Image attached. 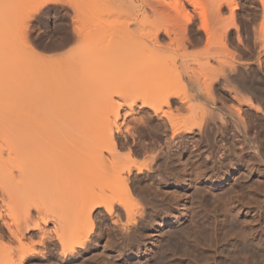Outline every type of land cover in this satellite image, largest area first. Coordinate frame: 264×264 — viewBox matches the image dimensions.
Instances as JSON below:
<instances>
[{"label": "bare ground", "instance_id": "obj_1", "mask_svg": "<svg viewBox=\"0 0 264 264\" xmlns=\"http://www.w3.org/2000/svg\"><path fill=\"white\" fill-rule=\"evenodd\" d=\"M121 1L126 5L130 4L136 8V12L133 13L129 7L130 5H128L127 7L131 12H125L127 14L119 13L115 17L116 19L112 18L115 19V21L112 20L115 25L114 30L112 29L113 31L110 32H100V34H98L99 38L98 35L97 38H95L97 40L99 39V45L97 46H100L95 48L96 50L98 49L99 54H97L100 56L101 60L105 62L100 66L102 69V76L100 74L99 76H101L104 83L107 84L105 87L104 85L102 86L104 87V93L102 92L104 96L102 98L101 94L100 98L104 101L106 99H108V101H113L115 100L113 98L117 97L119 100H117V104H114L117 109L109 110V115H104V113H102L107 110L102 112H100L101 110H86L87 105L90 106L91 102L94 104L93 100H95L94 98L98 93L96 96L93 94L94 97L93 95L86 96L85 93L82 92L85 97H82V94L80 96L83 98L82 106L86 107L85 110H73V104H75L74 108L77 106L76 102L73 103V99L69 97V94L66 97L72 100L73 104H71L72 106L70 107L72 110H53L55 104H57V98L54 96L51 97V95L48 94L49 92L47 93L48 90H44V94L41 93L42 95L36 96L43 85L47 87L46 81L44 82L46 77L44 78L40 70L43 57L41 54L37 53L36 49L30 46L27 40H22L23 46H20L24 55L20 60L21 88L23 91V93H21L23 94L22 99L24 101V106L28 107L33 103L34 105L32 104L31 106L39 110H33V107H29L32 108L30 110H16L17 112L0 110L4 112V115L0 117V140L3 143L0 144V202H5L6 198H10L11 200L13 199L12 201L16 205L18 204V206L20 205L22 208V212L19 211L21 215L18 216L17 212L19 219L17 217V220L14 222L5 220L2 213H0V239L3 238L5 229L10 236V241L14 240L18 244L16 247L14 246V248H11L13 244H15H12V242H14L12 241L11 245L6 246V250L10 247V251H8L9 254H7V257H10V259H8L10 262L7 261L6 264H24L29 259V254L31 255L35 252L34 244L36 242L34 241L38 240L37 243H40V245L44 247L45 245L48 246L45 240L47 238H51L52 240V237L57 240L58 254L61 259L75 257L81 250H84L87 244L88 238H84L85 234L83 229L87 226H85V224H87L88 221L91 222L92 213L95 208L101 205L104 208V214L107 216L106 218L111 220L113 224H118L122 221V213L118 212L119 209H116L117 206L119 207L121 204H117L115 207L113 202L106 201L102 199L103 197L101 198L98 195L103 194L106 190H115V192L117 190L119 192L120 189H124L126 192L123 190L120 191L123 197L122 193H129L128 180L131 178L130 176L134 174L133 169H135V175L133 176L147 174L150 177L153 175L154 169L157 171L154 166H156L155 163H158V160H162L165 167L166 165L173 166L174 164L170 160L174 162L175 159H179L181 162L182 160L179 157L180 153L187 149L189 142L194 144L193 146H195V150L197 151L196 155L195 153L192 155L193 152H195L192 151V149L191 156H196L195 158H198V156L203 157L204 155H202V153L204 152L203 154H205L206 151L207 154H211L210 157L213 158L211 166H205V158L203 161L202 158H200L199 160H201L202 163L197 165L199 169H195V171H197L195 173L192 170L195 174V178H189L191 182L195 181V183L197 182L199 185L202 182L207 183L205 185L207 186L208 197L213 199L215 203L214 212L212 216L208 218V222H206L207 225H203V221L206 219L203 220L201 215L196 224L198 229H196V233L195 230L193 233L194 237H197V239L195 237V244H197V246H195L197 247L198 254V257H196L198 258L197 264H202V262L204 264L205 254H207L205 262L210 259L212 262L211 264H264V174H262V167L259 169L260 177L257 179L254 178V174L258 171V165H264V110H260V108L264 109V88H261V86L264 85H261L259 88L260 83L259 85L258 82L255 83L256 80L253 81V77V79H249V72L252 73L255 69L249 71L251 66H248L247 63L249 62H245L247 60L244 61L245 63L239 60L240 58L238 57V59L235 60L236 57L233 58L235 55L232 53L231 55L233 56L230 57L221 56L223 52L227 53V55L230 53L228 52L229 49L225 47L227 46V41L225 42V40H227L226 33L229 32L228 29L230 27H224L226 23L224 24L223 17L221 18L220 13H218L223 6L219 9V3L213 4L212 1H210L209 6L206 4L207 6L205 8L207 9L205 10L201 7L202 5L204 6V4H200V2H197L198 0H174L175 2L173 1L172 5H170L167 0ZM121 1L118 2L120 6L127 8ZM229 1L230 0H228V2L225 1V4H223L228 5L226 7L232 9L230 11V16L234 18V16H232V11L237 3L235 2L234 4L230 3L232 0ZM255 1L257 2V0ZM258 2H260L264 8V0H258ZM196 3L202 8L200 11L203 10V13H208L207 16L205 13L203 15L199 14L201 18L199 30L201 28L203 33H205V39L199 38V35L197 37V34L192 31L194 29L190 28L188 24L191 15L189 16L186 6L193 5L192 8H194L197 7L195 6ZM212 4L214 6H212ZM166 7H169V10L170 8L172 10L173 7L172 11H174V16L171 13L172 11H169ZM210 7H213L212 10L213 12L215 10V12L209 17L210 12L212 13ZM168 11L170 13L167 14ZM216 13H218L219 16L215 15ZM262 14L264 15V11ZM96 15L97 17L92 15H85L82 17L81 15L78 16L79 18L76 17V19H78L76 21H81L80 25L83 23L85 25H90L89 21L92 22V19L94 22L95 18V20H97L98 17H103V15ZM106 17L108 16L106 15ZM178 17H182L183 22ZM207 17L210 18L208 23ZM211 17H213L212 20L214 19V21H211ZM103 19H100V22L97 20V22L101 25V20ZM215 20H218V22ZM107 21H104V24H106ZM211 22L214 23L216 27H214ZM80 25L76 27V37L78 39L83 37L85 32H87V27H89L87 26L85 28L84 25H82V27ZM97 25L101 28L99 24ZM228 25L233 27L235 24ZM102 28L105 27L102 26ZM188 28L192 29L191 31L193 33L190 32ZM216 28H221V31H218ZM92 29L94 28L90 30ZM235 29L237 30V27ZM186 31L187 33H191V35L193 34L192 36L196 35L197 38L190 39L191 36L189 37V35H186ZM210 33L213 35L215 34V37L213 38V35ZM220 33H222V36ZM165 39H168V41H165ZM200 39H203V41L205 40L204 44L209 40L211 43L209 46L213 45L212 39L214 43L219 39L218 41H220L221 44L223 43L221 39L225 40L220 48L218 47L217 49V46H212L215 48L213 49L208 47L207 43L202 45L203 47L201 48L198 45V43L200 44L202 41H200ZM262 41H264L263 38L261 42ZM260 45L262 46L263 44L261 43ZM261 46L257 49L264 48V46ZM86 48L87 47H85V49ZM219 49L223 50V52ZM75 51L78 52V50ZM261 51L264 53V49H261ZM260 52L258 55H261ZM86 53L88 52L86 51ZM94 53L96 52L94 51ZM256 58L258 59V56ZM260 60L258 59V61ZM258 61L257 65L259 66ZM262 61H260L261 65L264 64V61ZM253 62H255V60ZM253 62L250 64L252 65ZM257 65L255 64L256 68ZM261 65L259 71L263 69V65ZM53 70L55 69H52V71ZM256 70V72L259 73L258 68ZM46 73L44 74L48 77ZM54 73L56 74V72L53 71V74ZM94 76L89 79L91 77L90 74L88 75L89 78L85 80H89V83H91L90 80L92 81ZM203 76H207V81ZM99 78L100 77H98L97 80H99ZM210 79H216L217 82H222V86H226L225 89L229 91L231 89L233 90V93H231L232 95H229L234 100L236 99L235 101L239 104H236V106L241 107V105H247L249 109L254 108V110H247L248 108H246V110H241L240 107L236 108V106L232 108L229 106L230 109L223 107V109H226L223 110L220 107L223 106L220 105L221 101L219 104L220 106L218 105L220 110H216L218 107L217 105L215 106L216 102L214 103V101L218 98L216 99L215 96L217 95L214 96V94H212V87L215 88V84L213 85L214 81ZM87 81H85V85ZM95 81L96 80L93 79V84L98 83V81ZM73 83L72 81V84ZM76 83H78V81ZM76 83H74L75 88H77L75 86ZM89 83L87 82V86ZM234 83L235 85H232ZM99 86L100 85H98V87ZM71 87L73 88V85H71ZM64 88H66V85ZM69 88L64 89L65 93L66 90L69 91ZM78 88L77 91L76 89H72V91L79 93L80 89L78 90ZM80 88H83V86ZM241 89L249 91L247 95L246 92L244 94V98L246 99L243 98V94L241 95ZM64 90L60 92L61 95ZM92 90H94V88H92ZM54 91L58 93V91ZM91 91L90 94H92ZM95 91L96 90H94L93 93H95ZM238 91L240 94L237 93ZM222 92H226V90ZM250 94L251 100L247 98ZM213 96L216 100H213ZM66 97H59V99L62 100L64 98L63 100L66 104L65 99H68ZM98 97H96V99ZM30 98L33 99L32 102ZM252 98L255 103L257 101V105L252 101ZM198 101L201 102L203 106H207L208 110H206L207 107L205 106V110H197L199 108L197 107ZM217 101L219 103V100ZM62 105L64 104H60V106ZM40 108L43 110H40ZM120 110L123 111L121 115ZM183 110L186 113L185 115L184 112H182ZM195 111H200V113L197 114ZM141 112H143L144 115H141ZM244 114H247L245 115L247 118L249 114L253 116V123L252 121L248 123V119L251 116L247 119L248 122L247 120L245 121L243 118L244 116H242ZM259 114H261L263 119L262 122H260L261 119ZM193 117L196 120H193ZM254 122L256 123L254 124ZM166 125H168L169 132H167L169 135H165L167 133L164 134L166 138L164 142L165 145H163L167 147L168 150L172 146L175 148L174 150L171 148L173 151L166 150L167 152L163 153L162 150L160 151V146L162 144H157L159 138H155L157 139L156 141L153 137L154 135L159 137V133L165 132ZM196 129L198 130L197 133H199V140L197 139L195 141L196 137H194L193 140V135ZM136 132H138V134ZM123 133L130 136L132 139L131 145H128L129 142L127 143V141L126 143L118 142L117 139L120 137L124 138L122 137L124 136ZM162 134H160V137ZM146 135H150L149 137L152 136L151 138L155 140L154 142L157 145L155 146L151 143L150 145H145V143H139L136 139H141ZM151 138L150 140H152ZM230 138L232 142H229ZM221 141H225L226 143L223 144ZM131 146H133V148ZM120 147H127L129 149L127 153L129 157L132 153L144 154L145 160L140 164H136V162H134V164L131 162V164L129 160H125L126 163L123 165L121 163L120 165L119 162L122 161L123 158L125 159V157L121 159L118 157V148ZM157 149L159 151H157ZM188 150L189 149H187V151ZM187 156H189V154ZM191 156L185 158H190ZM130 158L132 159V156ZM195 158H191L192 160L190 159V162L194 161L193 159ZM254 159L262 164H257ZM167 160H169L172 165L170 163V165H168L169 161L167 162ZM199 160H197V162ZM187 161H189V159H187ZM187 161L185 160V163L181 162L182 164L178 162L174 163L180 164L177 167L182 165L184 168L187 166ZM192 164H194V162H192ZM206 164H208V162ZM164 165L162 167H164ZM197 166L195 163L196 168ZM170 169L172 168L170 167ZM170 169L168 170L170 171ZM180 169L185 170L182 168ZM158 171H160V169H158ZM167 172L168 171H165L166 175L169 174V172ZM189 172L188 170V173ZM192 172L190 173L192 174ZM188 175L190 176V174ZM133 178L135 179V177ZM137 178L138 177H136V179ZM187 183L189 184L188 181ZM71 193L78 194L72 197L70 195L67 198L62 197L63 195L66 197L68 196L67 194ZM196 193L198 200L205 198L204 194L199 190H197ZM52 196H55V198ZM94 197L101 199H96L89 205L83 203L86 199L91 198V200H94ZM124 197L126 198L125 195ZM52 198L55 203L54 209H51V205H54V203L50 205V202H48H52ZM125 198L124 200H126ZM124 200L119 201V203H122L123 207H120L124 209V214L127 216L126 219L128 220L131 213L129 208L131 206H127V201ZM122 201H124L126 205L123 204ZM45 202H47V206L49 205V209L47 207L48 210L45 208L49 212L46 211L44 213H46V215L47 213H52L50 215L52 216L51 221L53 222V226L50 228L47 227V223L50 221L47 219L49 218H45L44 216L42 218L39 217L42 223V226H40L37 220L34 221L32 215L33 211L31 210V207H34L35 214H40L42 211H40V208ZM57 202L58 204L56 205ZM7 204L9 203L7 202L6 205ZM63 204H67L68 206L71 204L72 207L77 206L78 208L80 207L79 205H84H81L82 208L79 209V217L77 214H74L75 216L70 215L71 217L66 216L65 218V216H63L64 214L62 213V215L60 213L61 209H59L61 206H64ZM58 205L60 206L59 208H57ZM67 205L66 207H68ZM50 215L47 216L49 217ZM140 215L141 213H139V216ZM6 217H8V215H6ZM30 225H32V227L34 226L33 228L37 229L39 232V239L34 241L30 240L28 241L29 243H23L22 239L26 237L23 231ZM126 226H128V224ZM2 243L3 242L0 244L3 246L5 243ZM196 249H194L195 252ZM36 253L38 252L36 251Z\"/></svg>", "mask_w": 264, "mask_h": 264}, {"label": "rangeland", "instance_id": "obj_2", "mask_svg": "<svg viewBox=\"0 0 264 264\" xmlns=\"http://www.w3.org/2000/svg\"><path fill=\"white\" fill-rule=\"evenodd\" d=\"M120 1L121 0H0V110H2V111L11 110V112H17L16 110H28V109L30 110L32 108H29V107H33V106H31L33 103H31L30 106H28V107L24 106V101L22 99L23 94H21V93H23V91L21 88L22 82H21V66H20L21 62H20V60H21L22 56H24L22 53V50H21V47L23 46L22 42L24 40H27V42L30 44V46H32V48L36 49L37 53L41 54V56L43 57L42 64H40V65H42V67H40V70H41V73L44 76V78L46 77L44 79V82L46 81L48 88L46 87V85L45 86L43 85L42 88H40V90L38 92L39 94L37 93L36 96H40V95L44 94V90H48L47 93L49 92L48 94L51 95V97L54 96L55 98H57L56 99L57 104H55L53 110H68V109L69 110H72V109L73 110H76V109L77 110H85L86 107L82 106L83 105L82 104V99H83L82 97H85V95L87 96V95H93V94H95V96H96L97 93L98 94L96 97L99 96L97 99L93 95L95 97L94 99L96 100V101L93 100L95 106H94L93 102H91V104L89 103L90 106L87 105L86 110H98V111L101 110L100 112L107 110L106 112H102V113H104V115H107L110 112L109 110L117 109V108H115L116 105H114L115 103L117 104V100H118L117 97H114L113 99H115V100H113V101H108V99H106L104 101L100 98L101 94H102L101 97L103 98V96H104L103 95V93H104L103 88L107 84L104 83L103 79L101 78V76H102L101 70L102 69L100 66L103 65V63H105V62L103 60H101L100 56L98 55L99 54L98 49L97 50L95 49L97 47H100V46H97V45H99L98 44L99 39L97 40L95 38H97V35L100 34V32L103 33V32H110V31L114 30L115 25L113 22L115 21V19H116L115 17L117 16V14H119V13L123 14L125 12L129 13L130 9L127 6L130 4L126 5L125 3H123L121 1V3H123V5L125 4V7H127V8H124V6L121 7L120 4L118 3ZM173 1L174 0H167V2L170 3V5H172ZM210 1H212L213 4L219 3V6H218L219 9H221L220 7L223 6L221 10L218 11V9H217V11H218V13H220V15H221L220 17L221 18L223 17L222 19H224L223 20L224 24L226 23L224 25V27H227V26H228V28L230 27L228 29L229 32L226 33L227 37L225 36L227 40L221 39V41H223V43H224V40H225V42L227 41V44L225 43L227 46H225V47H227V49H229L228 52H230V53H228V55H227V53H225V52H223V50H221L224 47V45H225L224 44L223 47L221 49H219L220 51L223 52L221 54V56H224V57L229 56L230 57V56H233V55H231V53H232L235 55V56H233V58L236 57L235 60L240 58L239 60H241L243 63L249 62L247 64H248V66L250 65L252 68V69L250 68L249 71H253V69H255L254 71L256 72L257 71L256 69L258 68L259 73L256 72V74H255L254 71H253L254 73L249 72V74H250L249 79L254 78L253 81L256 80L255 83L258 82V85L260 83V85H259V88H260L261 85H264V70H263L264 64H262L263 65L262 66L261 62H260L262 60L264 61V59H263L264 53H263V51H261V49L262 50L264 49L262 47V46H264V41L261 42L262 38L264 39V22H263L264 15L262 14V12L264 11V10H262V9H264L263 6L260 4V2H258V0H257V2L255 0H251V1L234 0V2L232 0V2H230L231 1L230 0L229 1L230 3H234V4H235V2L237 3V5L234 7V10H233L234 12L232 11V16H234V18H232L230 16L231 15L230 11L232 9H229L228 7H226L228 5H224L225 4L224 2L225 1L228 2V0H198L197 2H200V4H204V6L202 5L201 7H203V9L206 10L207 8H205V7L207 5L208 6L210 5V3H209ZM253 1H255V2H253ZM213 4H212V6H214ZM188 6H186V10L188 11L189 16L191 15L190 16L191 19H190V22H188V24H189L190 28L196 30V31H194V30L188 28V29H190L189 31L190 32L193 31L195 34H197V37L199 35V38L205 39V36H204L205 33H203L201 28H200L201 31L199 30V26H200L199 24H201L200 23L201 18L199 17V14L203 15L205 12L203 13L202 12L203 10L200 11L202 8L200 7V5L198 6L197 3L195 5L197 7L192 8L193 5H188ZM129 7L133 11V13L136 12V8H134L131 5ZM212 8L210 7L211 10H212ZM172 10H173V7H172ZM172 10L170 8L169 11H172ZM169 11L167 12V14L170 13ZM186 12H184V13H186ZM214 12H215V10H214ZM214 12L212 10V13L210 12L209 17ZM127 13H125V14H127ZM171 13L174 16V11H172ZM218 13H216L215 15H218ZM233 13H234V15H233ZM96 14H98L100 16L103 15V17L104 16L106 17V15L108 16L106 18L104 17V19H106V20H104L103 17L97 18L98 21L100 19H103V20H101V23H102L101 25L105 28H102V26L99 23L100 21L97 22V20H95L96 18L94 19V22L92 19L93 23L91 21H89L90 25H92V26H90L87 23H86L87 25H85L84 23L80 25L81 21L80 22L76 21V20H78V19H76V17H78V16L82 15V17H83L85 15H87V16L92 15V16L97 17ZM172 14H170V15H172ZM205 14H206V16L208 15V13H205ZM209 17H207V23L210 20ZM112 18H115V19H112ZM178 18L181 21L183 20L182 17H178ZM212 18L213 17H211V21H214V19L212 20ZM107 19L109 22L107 21ZM112 20H114V21L112 22ZM104 21H107L108 23L106 22V24H104ZM215 21L218 22V20H215ZM77 22H79V23H77ZM232 22H235V23H232ZM75 23H76V25H75ZM94 24H95V26H94ZM97 24H99V26L101 28H99ZM212 24L214 27H216L214 25V23H212ZM228 24H235L238 32L235 29L236 28L235 25L234 26L232 25L233 27H231V25H228ZM79 25L81 27H82V25H84L85 28L87 26H89V27H87V29H86L87 32H85V34L83 33L84 34L83 37L78 39L76 37V27H78ZM208 25H210V24H208ZM213 26H212V28H213ZM95 27H97V28H95ZM89 28L90 29L94 28V29L90 30ZM197 28H198L199 32H198ZM24 29H26V30H24ZM210 29L211 28L209 27V30ZM216 29L219 31L221 28H219V29L216 28ZM213 30H215V29H213ZM187 31H186V35H189V37L191 36L190 39L197 38L195 34H194L195 36H192L193 34L191 35V33H187ZM213 33H215V32H213ZM201 34L203 37L201 36ZM210 34H212V33H210ZM220 34L222 36V33H220ZM228 34H229V36H228ZM212 35H210V36H212ZM214 37H215V34L213 35V38ZM98 38H99V35H98ZM203 39H200V41L202 40L200 42V44L198 43V45L201 48L203 47L202 45H205L206 43H207V46L210 48L217 46L216 47L217 49H218V47L220 48L223 44V43L221 44L220 41H218L219 39L216 40L215 43L212 39L213 45L209 46L211 44L210 41L208 40L204 44L205 40L203 41ZM165 41H168V39H165ZM259 41H260V44L261 43L263 44L262 46L259 44ZM256 44H258V45H256ZM260 46L262 48L257 49ZM85 47H87V48L85 49ZM200 47H198V48H200ZM82 49L86 50L88 53H86V51H84ZM213 49H215V48H213ZM75 50H78V52H76ZM94 51L96 53H94ZM80 52H82V53H80ZM259 52L261 53L262 56L258 55ZM255 54L258 56L259 60L261 59L260 61H258V59L256 58L257 56ZM89 55H90V57H89ZM250 59L251 60L253 59V60L251 61ZM245 60H247V61H245ZM254 60L256 63L253 62ZM257 61L259 62L258 63L259 66L257 65ZM251 62L255 63L257 65V68H256L255 64L252 63V65H251L250 64ZM95 63H97V64H95ZM260 65L262 66L263 71L262 70L259 71ZM94 67L97 70V72L94 69ZM52 69H55L53 71L56 72V74L55 73L53 74ZM89 71L91 74L90 78L88 77V75H90ZM261 71H262V73H261ZM44 73L48 74V77H47V75L45 76ZM95 74H97V75H95ZM99 74L101 76H99ZM69 75L72 77H70ZM252 75H254V76H252ZM93 76H94L93 79L96 80L95 82L98 81L99 84L98 83L93 84L94 83L93 79H92V81L90 80L91 83H89V80L88 81L85 80L86 78L91 79ZM213 76H214V74H213ZM98 77H100L101 79L99 78V80H97ZM203 77H205V76H203ZM206 77H205V80L208 79ZM67 78H68V80H67ZM213 79H210V80L212 81ZM50 81L52 84L50 83ZM72 81L74 83H76L78 81V83H76L78 85L75 84V86L77 88L79 86L78 90L80 89L81 93L72 91V89L73 90L76 89V91H77V88L74 87V83L72 84ZM85 81H87L89 83L88 84L89 88L87 86V82L85 85ZM213 81H214L213 85L215 84L214 85L215 88L212 87L213 85L211 86L213 89L212 94H214V96L217 95L218 97L217 96H215V97H216V99L218 98L217 100H219V103H218V101L215 99V97L214 96L212 97L213 100L214 99L216 100V101H214V103L216 102L215 106L217 105V107H218V109H216V110H220L219 109L220 105H223V106H220L222 109H223V107L229 108V106H230V108H232V107L236 106V104L239 105L237 103V101H235L236 99L234 100L229 95V94L233 93L232 89L229 91L228 89H225L226 86H224V85H223L224 86V88H223L222 82H217L216 79ZM82 82H83V84H82ZM97 84L100 85L99 86L100 89H99ZM211 84H212V82H211ZM65 85H66V88H64ZM71 85H73V88L71 87ZM80 85L83 86V88H80L81 87ZM103 85H104V87H102ZM232 85H235V83ZM51 87H53V88H51ZM60 87H62V88H60ZM69 87H71V88H69ZM229 87L233 88L231 86H229ZM67 88H69L70 92L66 90V93H67L66 94L64 89H67ZM92 88H94V90H96L95 93H93L94 90H92ZM95 88H97L99 90H97ZM261 88L263 89L264 86H261ZM53 89L58 91V93L56 92L57 95ZM62 90H64V91L62 92L63 94L61 95L60 92ZM88 90H90V91L92 90L91 91L92 94H90V91H88ZM182 90H183V88H182ZM225 90H226V92H222ZM242 90H244V91H242ZM82 92H84L85 95ZM240 92H241V95L243 94L242 95L243 98H244L245 92H246V95H247V92L249 93V91H247L246 89H241ZM237 93H239V91ZM64 94H66V95H64ZM68 94L70 95L69 97L73 99V103L76 102V106H77L76 108H74L75 104L72 103V100H70L68 97H66ZM81 94H82V97L80 96ZM241 95H238V96H241ZM59 97L68 98V99H65L66 104H65V101L63 100L64 98L61 100V99H59ZM247 98L251 100V94ZM244 99H246V98H244ZM30 100H31V102L33 101V99H31V98H30ZM114 101H116V102H114ZM220 101H221V104H220ZM252 101H254L253 98H252ZM68 102H71V103H68ZM111 102H112V104H111ZM22 103H23V105H22ZM62 103L64 105L60 106V104H62ZM198 103H197L198 106L196 105L197 107H199L197 110H205V108H204L205 105L203 106V104L199 101H198ZM254 103H255V101H254ZM256 103H257V101H256ZM71 104H73V106ZM224 105H226V106H224ZM58 106H60V107H58ZM71 106L73 107L72 109H70ZM205 107H207V106H205ZM237 107L238 106H236V108ZM24 108H27V109H24ZM202 108H204V109H202ZM236 108H233V109H236ZM246 108H248L247 105H241V107H240L241 110H246ZM33 110H39V109L36 107H33ZM40 110H43V109L40 108ZM184 110L182 112H184ZM190 110H192V109H190ZM194 110H195V107H194ZM206 110H208V107ZM247 110H254V108H252V109L248 108ZM260 110H264V109L260 108ZM2 111H0V113ZM136 111H138V110H136ZM195 112H197V114L200 113V111L199 112L195 111ZM122 113H123V111L120 110V115ZM140 114L144 115L143 112H141ZM185 114L186 113L184 112V115ZM3 115H4V112H2L0 114V117ZM182 115H183V113H182ZM193 115H195V114H193ZM245 115H247V114H244L242 116H244L243 118L246 121L251 115L249 114L248 118ZM259 116L261 119L260 122H262L263 119L261 117V114H259ZM195 118L193 120H196ZM198 118H199V116H198ZM250 118L248 119L249 122H248V120H247V122L250 123V121H252V123H253V121H254L253 116H251ZM256 122H254V124ZM165 128H166V131L162 132L163 134L159 133L158 134L159 137H157V135L156 136L154 135V137H153L154 139L159 138L158 141H160V142H158L157 139H155L157 141V144L159 143L160 145L161 144L163 145L165 142V138H166L165 135H169L168 125H166ZM194 131L196 133L198 132L197 129ZM195 132H194V135L193 134L192 135H193V140H194V137H196L195 138V141H196L197 139L199 140V135H198L199 133L196 134ZM136 133L138 134V132H136ZM165 133H167V134H165ZM160 134H162L161 137H160ZM123 135L124 136H122V137H124L125 140H124V138L120 137L119 139H117L118 142L119 143H126V141H127V143L129 142L128 145H131L132 139L130 138V136L128 134L125 135L124 133H123ZM146 136L141 138V139H139V138H136V139L138 140L139 143H145V145L146 144L150 145V143L152 145H155V146L157 145L154 142L155 140H153V138H151L152 136L151 137H149L150 135L149 136L146 135ZM150 138L152 140H150ZM230 140H231V138H230ZM230 140H229V142H232V140L231 141ZM123 141H125V142H123ZM0 142H1L0 144H3L1 140H0ZM153 142H154V144H153ZM221 142L223 144L226 143L225 141H221ZM162 145L160 146L161 149L159 148L160 151L162 150L163 153L167 152L166 150H168V149H167V147L164 146L165 144L163 146ZM193 145L194 144L189 142L188 147H187V149H189V150L187 151V149H185L184 151H182L180 153V156H179L182 160L181 161L182 163L183 162L185 163V160L187 161V159H189V161L186 162V165L188 166V167L186 166L187 169H186V167L183 168L182 165L180 167H177L178 165H180L178 163H181V162L179 161V159L178 160L175 159L174 160L175 163L179 161L177 164H175L173 162V160H170L174 164L173 165L174 167L166 165L167 168L169 167L168 169H170V167L172 168V169H170V171H171L170 172L165 167L164 162H162V160L161 161L158 160L157 161L158 163H155L156 166H154V168L156 167L157 171H155V169H154L153 175H151L150 177L147 174H144V175L140 174V175L133 176V175H135V169H133L134 174H132L130 176L131 178H129V180H128V186H129L128 188L130 189L129 193H127V194L122 193L123 197L120 194V191H122V190L124 192H126V191L124 189L121 190L120 188H118V189H120L119 192L117 190H116V192H115V190L114 191L106 190L105 192H103V194L98 193L99 195L98 194L97 195L101 198L103 197L102 199L109 201V202L110 201L113 202L115 207L117 206V204L118 205L121 204L120 206H122V203H119V201L124 200V198H125L124 195H125L126 200H124V201H127V206L128 205L131 206L130 208L128 207L131 211L130 216L127 220L126 219L127 216L124 214V211H123L124 209H122L123 206L122 207L117 206L116 209L120 210V211L118 210V212L122 213V216H121L122 221L119 222L120 225H119V223L113 224V223H111V220L106 218L107 216H105V214H104V208L101 205H100V207L98 206L97 208H95V210L92 213L91 222L88 221L87 224H85V226L86 225L87 226L83 229L84 234H85L84 238H86V237L88 238L87 244L84 247V250H81L79 252V254H77L75 257L61 259L60 255L58 254L57 240L54 237H52L53 238L52 240H51V238H49L50 241L47 238L45 241H46V244L48 246L45 245L43 247V245H40V243H37L38 240H36V239H39V237H38L39 232L37 231V229L33 228L34 226L32 227L33 224L30 225L31 227L27 226V228L23 231L24 236H26L22 239L23 243L28 242L30 240L31 241L36 240V241H34L36 243L34 244L35 252L32 253L31 255L29 254V256H28L29 259L24 264H197L198 258H196V257H198L197 256L198 254H197V249H196L197 244H195V237L196 236L194 237L193 233H194V230L196 233V231H197L196 229H198L196 227L197 226L196 224H197L199 217L201 215L203 217V220L206 219L205 221H203V225L204 226L207 225L206 222H208V218L211 217L213 212H214L215 203H214L213 199H210L208 197L209 194L207 192V188H206L207 186L205 185L207 183L202 182L199 185L197 182L195 183V181L191 182L189 180V178H192V179L195 178L194 173L197 172V171H195V169L196 170L199 169L197 165L202 163L204 158H205L204 159L205 160L204 161L205 166H207V165L211 166V163H212L211 161L213 159L210 157L211 154L208 155L206 151H205V154H203L204 152L202 153V155H204L203 157L198 156V158H195L196 156H191L192 151H195V152H193L192 155H194V153H195V155L197 154L196 153L197 151L195 150L196 148ZM234 146L237 147L236 145H234ZM131 147L133 148V146H131ZM126 148L127 147L118 148V150H119L118 157L120 159L125 157V159L123 158V160L119 162L120 165H121V163H122V165L124 163H126L127 160H129L130 163L132 162L133 164H134V162H136V164H140L145 160L144 154L142 155V154H136V153L131 154V156H132V159H131L130 158L131 156L129 157V155L127 154L129 152V149L128 148L126 149ZM171 148H173V150H174L175 147L172 146V147H170L169 150H172ZM157 151H159V150L157 149ZM188 152H191V153H188ZM185 153H187V154H185ZM188 154L191 157L185 158V157H189V156H187ZM193 157L195 158V159H193L194 161H192V162H194V164H192V162H190L192 160L191 158H193ZM220 157H222V156H220ZM200 158H202V161L199 160ZM197 160H199L201 162L198 161L199 162L198 163ZM254 160L257 164H262L260 162H257L256 159H254ZM168 161L169 160H167V162ZM170 161L168 162V165L171 164ZM207 162H208V164H206ZM127 163H129V162H127ZM162 163H163L164 167H162L163 166ZM187 163L188 164L190 163L189 164L190 166ZM195 163H196L197 168L195 167ZM159 165H160V167H159ZM6 166L9 167L8 165H6ZM205 166H203V167H205ZM189 167H190V169H189ZM201 167H200V169H201ZM261 167H262V174H264V165L263 166L258 165V171H257V173L254 174L255 179L260 177L259 169ZM157 168L160 169V171H158ZM180 168L185 169V170H181ZM164 170L168 171L169 174L166 175ZM188 170L190 172H192V170H193L194 173L193 172H192V174L190 172L188 173ZM181 172L184 174H186V173L187 174L184 175ZM188 174H190V176ZM191 175H192V177H191ZM184 176L186 179L184 178ZM186 176H189V177H186ZM133 177H135V179ZM136 177H138L139 179L138 178L136 179ZM187 181L189 182L190 185L187 183ZM129 183H130V185H129ZM193 183H194V185H193ZM197 190L202 192V194H204L205 198L198 200L197 196H196ZM77 194L78 193H76V194L71 193V194H67L68 196H66V197L64 195L62 197L67 198L70 195L72 197L73 195H77ZM119 194L121 195V197ZM185 194H186V196H185ZM97 197H94V200H91V198L86 199L83 203L89 205V204L93 203L96 199H101V198H97ZM53 198H55V196ZM53 198H52V202L48 201V202H50V205H51V203H54ZM117 198H119V199H117ZM9 199L6 198L5 202H2V203L0 202V213H2V216L5 220H7L9 222H14L17 220V217L19 215H21L20 213L22 212L21 211L22 208L20 205H19L20 206V208H19L18 204L16 205L12 201L13 199L12 200L11 199L9 200ZM59 199H60V197H59ZM7 200H9L10 202ZM54 201H56V200H54ZM57 201H58V199H57ZM124 201H122V202H123V204L126 205V203H124ZM7 202L10 204V206H9V204H7L8 207L6 205ZM40 203H41V200H40ZM57 204H58V202L56 203V205ZM84 204H81V205L83 206ZM66 205L67 204H65L63 206L64 209L62 206L60 207L59 205L57 207V208L60 207L59 209H61L60 210L61 212L60 211H58V212H60L61 214L63 213L64 215L63 214L62 215L65 216V218H66V216L71 217L70 215L75 216L74 214H77L78 217L80 216V213H79L80 210L79 209L82 208L81 205L78 204L80 206L79 208L77 206H74L75 207L74 208L71 206V204L69 205L71 207H69L68 205H67L68 207H66ZM72 205H76V204H72ZM40 206H41V204H40ZM48 206H47V202H45L44 205L42 206L43 208L42 207H41L42 209L40 208V211L42 210L40 212V214H38V213L35 214V212H34L35 208L34 207H31V210L33 211L32 215L34 217V221L37 220V223H39L40 226H42L40 219L43 216L45 218H49V219H47V220H50L47 223V227L50 228L53 226V224H52L53 222L51 221L52 216L50 215L52 213H50V214L47 213V215H50L51 218H50V216L48 217L46 215V213H44L49 209ZM47 207H48V209H47ZM51 207H50L51 209H54L55 203H54V205L52 204ZM17 208L20 210H18ZM57 210H55V211H57ZM19 211H21V212L19 213ZM17 212H18V216H17ZM47 212H49V211H47ZM76 212H78L79 214ZM194 212H195V214H194ZM139 213H141L140 216H139ZM131 214H132V216H131ZM6 215H8V217H6ZM37 215H39V216H37ZM11 217H12L13 221H12ZM39 217H41V218H39ZM18 219H19V217H18ZM129 220H131V221H129ZM123 223H125L126 225L128 224L129 227ZM123 227H125L127 229H125ZM184 232L187 234H185ZM4 233L6 234V235L4 234L5 237L3 236V238L0 239V243L1 242H3L2 244L5 243L4 244L5 246L4 245L2 246L0 244V264H6L7 261L10 262L8 260V259H10V257H7V254H9L8 251H10L9 250L10 247L8 250H6L7 249L6 246L11 245V242L14 241V240L10 241V236L8 235V233L5 229H4ZM131 233H133V234H131ZM125 237H127V238H125ZM193 237H194V239H193ZM196 239H197V237H196ZM13 243H15V244H13ZM196 243H197V240H196ZM12 244H13V246L11 248H14V246L16 247L18 245L16 241L12 242ZM191 244L194 246L196 245L195 248ZM194 249H196V252L194 251ZM36 251L38 253H36ZM205 255H206V257L204 259L206 260L207 254H205ZM205 260H204V264H211L212 263L210 259H208L206 262H205ZM202 264H203V262H202Z\"/></svg>", "mask_w": 264, "mask_h": 264}]
</instances>
